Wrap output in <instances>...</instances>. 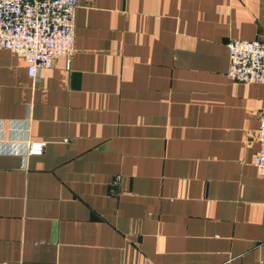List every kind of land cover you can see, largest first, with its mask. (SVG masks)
Returning a JSON list of instances; mask_svg holds the SVG:
<instances>
[{
    "label": "crops",
    "instance_id": "1",
    "mask_svg": "<svg viewBox=\"0 0 264 264\" xmlns=\"http://www.w3.org/2000/svg\"><path fill=\"white\" fill-rule=\"evenodd\" d=\"M263 37L264 0H76L35 79L0 49V264H264V84L225 75Z\"/></svg>",
    "mask_w": 264,
    "mask_h": 264
},
{
    "label": "built area",
    "instance_id": "2",
    "mask_svg": "<svg viewBox=\"0 0 264 264\" xmlns=\"http://www.w3.org/2000/svg\"><path fill=\"white\" fill-rule=\"evenodd\" d=\"M75 7L76 0H0V49L21 58L28 77L35 79L39 70L52 67L56 55L69 57L74 51ZM226 48L229 80L264 84V37L230 39ZM255 135L258 149L252 165L264 177V106ZM43 146L41 141L28 140L26 156L41 155Z\"/></svg>",
    "mask_w": 264,
    "mask_h": 264
}]
</instances>
